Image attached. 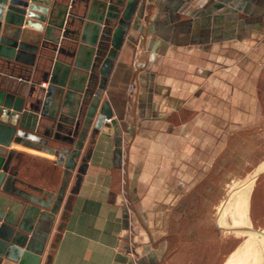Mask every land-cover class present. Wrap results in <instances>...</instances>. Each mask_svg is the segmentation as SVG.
<instances>
[{"label": "crops", "instance_id": "1", "mask_svg": "<svg viewBox=\"0 0 264 264\" xmlns=\"http://www.w3.org/2000/svg\"><path fill=\"white\" fill-rule=\"evenodd\" d=\"M58 1L67 10L59 57L68 64L82 33L79 16L88 22L90 8L85 0L75 6L74 0ZM223 2L139 0L102 97L117 121L120 159L112 127L109 135L99 134L86 164L91 132L76 162L38 142L0 140L15 151L17 186L43 204L61 198L53 222L43 204L0 190V203L14 211L35 245L45 247L40 264L71 193L73 206L51 264H135L134 257L138 264H222L227 192L246 173L244 129L260 125L254 115L264 78V0ZM68 27L71 38L63 36ZM40 63L36 71L0 59V77L24 94L40 93L52 65L44 58ZM56 101L58 94L50 112ZM48 145L62 146L55 140Z\"/></svg>", "mask_w": 264, "mask_h": 264}, {"label": "water", "instance_id": "2", "mask_svg": "<svg viewBox=\"0 0 264 264\" xmlns=\"http://www.w3.org/2000/svg\"><path fill=\"white\" fill-rule=\"evenodd\" d=\"M85 1L90 8L87 15L89 20L85 22L86 15L79 16L82 33L75 41L76 48L68 53L73 58L72 62L65 64L59 57L65 51L58 45L61 38L59 33H62L66 24V18L63 17L66 7L58 0H0V59L6 60L8 64L33 66L36 71L44 65L40 63L42 58L52 63L51 70L44 74L48 87L42 88L40 93L30 90L24 94L17 85H8L5 83L7 78L0 77V140L24 145L38 142L47 151L76 162L91 132L83 157L84 164L88 162L99 134L109 135V127L118 134L120 144V132L112 107L108 100L102 101V97L127 28L139 5V0ZM186 1L181 0V3ZM230 2L224 0L222 5ZM66 32L65 29L64 37ZM57 94L58 101L50 112ZM50 140L61 143V148L49 146ZM116 152L120 159V145ZM14 158L15 151L0 144V190L28 202L43 204L31 191L17 186V182L22 183L17 177ZM65 166L71 170L75 167L69 164ZM78 172L83 173L85 169L80 168ZM77 179L80 180L81 175ZM74 197L75 194L71 193L64 204L44 264L52 263ZM2 203L0 264H40L45 247L35 245V237L27 235L14 211H8ZM43 206L49 211L46 216L54 222L61 207V198L53 206L46 203ZM261 264H264V254Z\"/></svg>", "mask_w": 264, "mask_h": 264}, {"label": "rangeland", "instance_id": "3", "mask_svg": "<svg viewBox=\"0 0 264 264\" xmlns=\"http://www.w3.org/2000/svg\"><path fill=\"white\" fill-rule=\"evenodd\" d=\"M259 99L260 109L254 117L260 125L244 129V137H248L249 140L244 143L246 173L241 179L236 178L238 180H235L232 188L229 184L230 189L227 192L229 204L224 214L227 220L223 218L221 224L227 227L228 245L227 252L221 256L222 264H261L264 254L263 77L260 82ZM248 166L252 168L249 169ZM229 167L237 166L229 163ZM253 244L258 251V258L255 257V249H252Z\"/></svg>", "mask_w": 264, "mask_h": 264}, {"label": "built area", "instance_id": "4", "mask_svg": "<svg viewBox=\"0 0 264 264\" xmlns=\"http://www.w3.org/2000/svg\"><path fill=\"white\" fill-rule=\"evenodd\" d=\"M130 91H132V87L130 88ZM108 121H111V119H107ZM124 191L125 190H123V193H124ZM129 230H130V235H133V233H132V228H133V221L131 220L130 221V223H129ZM131 243H130V254L134 257L135 256V254H134V245H133V242L132 241H130ZM135 259V264H138V262L136 261L137 259H136V257H134Z\"/></svg>", "mask_w": 264, "mask_h": 264}, {"label": "trees", "instance_id": "5", "mask_svg": "<svg viewBox=\"0 0 264 264\" xmlns=\"http://www.w3.org/2000/svg\"><path fill=\"white\" fill-rule=\"evenodd\" d=\"M72 29H70L69 27L67 28V32H66V37L68 38H71L72 36Z\"/></svg>", "mask_w": 264, "mask_h": 264}, {"label": "bare ground", "instance_id": "6", "mask_svg": "<svg viewBox=\"0 0 264 264\" xmlns=\"http://www.w3.org/2000/svg\"><path fill=\"white\" fill-rule=\"evenodd\" d=\"M252 249H255V247H254V244L252 245ZM252 255H253V252H252ZM255 257H257L258 258V251L255 249ZM256 258V259H257Z\"/></svg>", "mask_w": 264, "mask_h": 264}]
</instances>
